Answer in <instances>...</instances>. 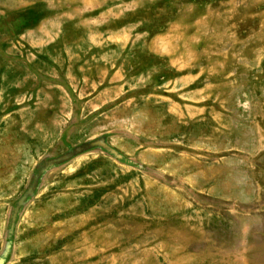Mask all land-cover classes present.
<instances>
[{"label":"rangeland","instance_id":"374dc122","mask_svg":"<svg viewBox=\"0 0 264 264\" xmlns=\"http://www.w3.org/2000/svg\"><path fill=\"white\" fill-rule=\"evenodd\" d=\"M7 242L3 264H264V0H0Z\"/></svg>","mask_w":264,"mask_h":264},{"label":"flooded vegetation","instance_id":"af4514ba","mask_svg":"<svg viewBox=\"0 0 264 264\" xmlns=\"http://www.w3.org/2000/svg\"><path fill=\"white\" fill-rule=\"evenodd\" d=\"M101 140H102V138H97V139L90 140V141L87 140L86 142L71 148L67 152H65V153H63V154H61L55 158L50 157V156H46V158H44L41 162H39L35 167V171L32 174L31 181H30L29 186L27 188V193H26L27 196L33 195L35 188H36L35 184L38 183V181H40L39 178H41V176L43 174V170H46V168H52L54 166H57L59 163H62L66 160H69L73 155H78V154H81L83 152L89 151L92 148L97 147V145H100L99 143L101 142ZM102 144H103V141H102ZM23 198H24V196H22V199ZM22 203H24V201H22ZM9 248H10V243H9ZM9 248H8V250L4 256L1 255V257H3V259H5V256L8 254ZM4 250H5V248H4ZM3 262H4V260H3Z\"/></svg>","mask_w":264,"mask_h":264},{"label":"water","instance_id":"95a60500","mask_svg":"<svg viewBox=\"0 0 264 264\" xmlns=\"http://www.w3.org/2000/svg\"><path fill=\"white\" fill-rule=\"evenodd\" d=\"M9 248V243H6L5 250L2 252V256H4ZM3 257L0 258V264H3Z\"/></svg>","mask_w":264,"mask_h":264}]
</instances>
